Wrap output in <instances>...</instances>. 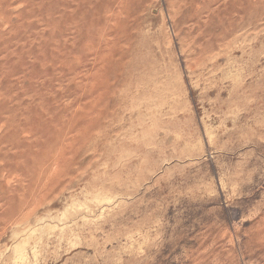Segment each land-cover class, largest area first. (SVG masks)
I'll return each mask as SVG.
<instances>
[{
	"label": "rangeland",
	"instance_id": "1",
	"mask_svg": "<svg viewBox=\"0 0 264 264\" xmlns=\"http://www.w3.org/2000/svg\"><path fill=\"white\" fill-rule=\"evenodd\" d=\"M0 264H264V0H0Z\"/></svg>",
	"mask_w": 264,
	"mask_h": 264
},
{
	"label": "bare ground",
	"instance_id": "2",
	"mask_svg": "<svg viewBox=\"0 0 264 264\" xmlns=\"http://www.w3.org/2000/svg\"><path fill=\"white\" fill-rule=\"evenodd\" d=\"M60 150H61V148H60ZM56 163V162H55ZM49 171V170H48ZM48 173V172H47Z\"/></svg>",
	"mask_w": 264,
	"mask_h": 264
}]
</instances>
